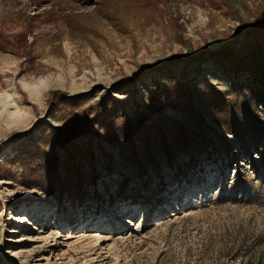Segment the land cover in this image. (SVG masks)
<instances>
[{
	"label": "rangeland",
	"instance_id": "1",
	"mask_svg": "<svg viewBox=\"0 0 264 264\" xmlns=\"http://www.w3.org/2000/svg\"><path fill=\"white\" fill-rule=\"evenodd\" d=\"M259 11L0 0V264H264Z\"/></svg>",
	"mask_w": 264,
	"mask_h": 264
},
{
	"label": "trees",
	"instance_id": "2",
	"mask_svg": "<svg viewBox=\"0 0 264 264\" xmlns=\"http://www.w3.org/2000/svg\"><path fill=\"white\" fill-rule=\"evenodd\" d=\"M42 1L44 0H40V2ZM239 21L243 23L241 19ZM263 25H264V11L262 12L259 11V13L255 15L254 23L252 24L254 32L256 33L258 30L262 29L264 27ZM209 54L210 53H206V52L205 53L198 52L191 59L192 60H202L206 56L212 57ZM184 61H190V60L184 59ZM169 62H176V59H171ZM143 68L144 70H149V71L154 69L153 66H148V65L144 66ZM258 80L260 82H263L262 93L258 96L251 95L247 97L246 99L245 97L248 96V94L241 93L240 96H243L244 99L247 101L245 105L246 107H248L249 112L248 110L246 112L244 111V109L236 107L235 112H233V118L230 121L232 124H234L237 127V131L234 130L233 134L237 139H239L240 141L241 140L243 141V144L241 145L243 150H246L248 146V141L245 142V140H250L252 142H255L257 145L258 143H260L261 140L264 139V120L262 121L261 119H259V116L254 113L255 111L251 109V108H254L258 113H264V79H258ZM256 105L261 106L262 109L259 110L258 107L256 109ZM233 110L234 109L231 108L230 113ZM241 135H243V137ZM244 137H246L247 139H245ZM262 151H264V147ZM261 165L263 166V169H264V152H263V158H262ZM253 168L255 172L258 173L257 167L255 166ZM238 176L240 177V179L242 178L240 173H238ZM240 182L241 180L238 181V183Z\"/></svg>",
	"mask_w": 264,
	"mask_h": 264
}]
</instances>
